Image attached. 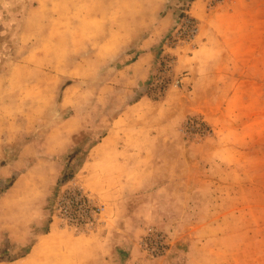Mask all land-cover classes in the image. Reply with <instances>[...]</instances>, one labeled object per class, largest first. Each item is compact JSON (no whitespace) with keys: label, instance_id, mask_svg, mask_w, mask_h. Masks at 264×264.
Wrapping results in <instances>:
<instances>
[{"label":"rangeland","instance_id":"obj_1","mask_svg":"<svg viewBox=\"0 0 264 264\" xmlns=\"http://www.w3.org/2000/svg\"><path fill=\"white\" fill-rule=\"evenodd\" d=\"M196 1L0 0V264H264V0ZM106 10L111 23L94 21ZM122 29L135 39L116 49ZM159 35L148 80L132 63L152 45L129 50ZM142 98L134 122L156 163L109 227L107 200L76 178Z\"/></svg>","mask_w":264,"mask_h":264},{"label":"crops","instance_id":"obj_2","mask_svg":"<svg viewBox=\"0 0 264 264\" xmlns=\"http://www.w3.org/2000/svg\"><path fill=\"white\" fill-rule=\"evenodd\" d=\"M122 2H124V0H122ZM206 3L207 0H197L194 10L196 11L199 9L201 10V12H203V10L206 9ZM109 5L113 4L110 3ZM154 6L155 4L153 5V7ZM89 17L93 18L92 16ZM112 18L113 15L109 10H106L105 14L94 15V21L96 22L111 23ZM169 19L170 18L166 17L164 18V21H168ZM142 21H145V19L141 15L131 17L126 15L122 16L120 22ZM135 35V33L128 34L125 32V29H122L120 32V36L118 37L121 39V42L116 45V49L119 47L123 48L124 46L130 45L131 40L135 39ZM112 37H114V35H112ZM137 44L136 46H134L136 47L134 48V50H129V57L138 54L137 46L144 48L145 45L150 44L152 45L151 47H153V50L150 48L149 53H147V51H144L145 53H143L141 57H139L134 63H132V67L135 71H142L143 69H145L144 71L146 72L147 70V78L148 80H150V77L152 76L155 68L159 63L160 57L164 53L162 49L163 47L161 45V36H143ZM149 55H151L150 61L147 58ZM148 61L150 62V64H148ZM146 64L148 65V67H146ZM145 72L141 73L140 75H135H139L138 78H140ZM143 100V98L140 99L134 105H132L130 109L125 110L113 120L111 128L103 137L102 141L91 148L88 161L81 170V174H83V180H80V176H77L76 178L77 180L82 181L83 184L93 194L107 200V202L109 203V207H111L108 210L109 214L107 216V224L109 225V227L110 225L113 226V224L117 223V221H119L120 219V216L123 215V209L120 205L119 200H122V198L125 196V193L128 192V189L138 191L139 189H142V186L146 188V183H150V181L146 182L144 180L146 178L145 167L153 166L156 163L155 161L144 159L142 151L146 150V147L144 146V142L140 141L139 139L140 128L138 127L137 122H134V120L139 117L136 109H139V107L143 103ZM79 126L80 122L77 121L76 117H73L72 119L65 121L62 126L54 129V131H57L59 133L61 132L65 136L63 137V141L56 144L58 148H62L67 144V141H69L72 135L76 133V131L79 129ZM149 173L150 171L148 172V174ZM153 186V183L151 185L149 184L148 189L152 188ZM153 192H155L154 189ZM95 237H97L98 239H92L91 242H100L98 247H100L101 251L103 252L104 246L100 245H102L101 242H108V236H106L105 238H100L99 234ZM72 242L89 241L81 238L76 239ZM93 253L98 254L100 253V250H94ZM76 263L81 264L80 256L76 258Z\"/></svg>","mask_w":264,"mask_h":264},{"label":"built area","instance_id":"obj_3","mask_svg":"<svg viewBox=\"0 0 264 264\" xmlns=\"http://www.w3.org/2000/svg\"><path fill=\"white\" fill-rule=\"evenodd\" d=\"M216 1H218V0H216ZM180 25H182L181 28L183 29V32L186 35H188L187 37L189 39H192L196 36L198 29H197L196 24L193 21L192 17L185 14V16L183 18H181V24ZM75 197L77 198L76 199L77 201L75 202V204L77 206L82 207L83 205H85V200H84L82 195H76ZM76 211L82 212V210H79V209H76Z\"/></svg>","mask_w":264,"mask_h":264},{"label":"trees","instance_id":"obj_4","mask_svg":"<svg viewBox=\"0 0 264 264\" xmlns=\"http://www.w3.org/2000/svg\"><path fill=\"white\" fill-rule=\"evenodd\" d=\"M69 178H72V174H70V175L65 174V175L63 176V179H61V182H64L63 180H68ZM1 259H2V257H0V262H1Z\"/></svg>","mask_w":264,"mask_h":264}]
</instances>
